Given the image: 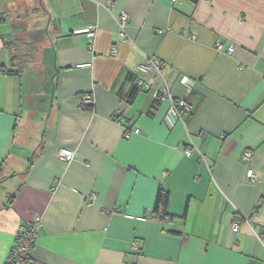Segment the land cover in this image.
<instances>
[{
  "label": "crops",
  "instance_id": "0c3cea01",
  "mask_svg": "<svg viewBox=\"0 0 264 264\" xmlns=\"http://www.w3.org/2000/svg\"><path fill=\"white\" fill-rule=\"evenodd\" d=\"M148 58L190 106L171 127ZM36 217L29 264H264V0H0V264Z\"/></svg>",
  "mask_w": 264,
  "mask_h": 264
},
{
  "label": "built area",
  "instance_id": "2783aa9c",
  "mask_svg": "<svg viewBox=\"0 0 264 264\" xmlns=\"http://www.w3.org/2000/svg\"><path fill=\"white\" fill-rule=\"evenodd\" d=\"M174 2L175 0H171ZM108 3V7H109ZM128 15L124 11H120L116 17V40L111 47L110 55H115L117 52V45L126 39V35L124 32V28L128 23ZM96 26L94 24H87L83 27L75 28L72 30L74 35H84L88 42V47H91V44L94 39ZM163 30H156L155 33L161 35ZM188 39L194 40L195 35L191 34L187 36ZM214 49L218 52L223 50V47L220 43L214 44ZM233 50V46L229 45L225 48V52L230 54ZM156 79H161V85L156 88L153 93V106L157 107L159 104L163 102H167V109L165 111L164 120L168 124V126H173L177 121L182 120V116L190 112V106L187 103L186 99L176 97L173 92L167 87L163 77H162V64L159 60L148 58L146 61L140 63L137 67V75L135 76L134 85L137 90H149ZM178 83L182 85L187 92H190L194 81L186 76H182L179 78ZM77 104L79 107H89L92 108L94 101L91 94L86 93L81 95L77 99ZM123 120H119L118 122L121 124ZM131 133L137 134L139 133L138 128H134ZM130 135V131H126L124 133V138H128ZM191 153V149L187 148L185 150V154L189 155ZM55 157L63 160L70 161L74 157V152L70 149L60 148L55 152ZM252 158V152L245 151L243 153V159L245 161H250ZM245 177L248 178L252 183H257L259 180L255 177L253 173V169L248 168L245 171ZM94 195H90L88 197V202L92 201ZM239 224L237 222H232L230 225V229L233 233L238 231ZM40 229V218L36 217L28 222H23L18 226L17 232L14 237L13 246L10 249L9 253L4 258L3 264H29V254L33 248L34 240L38 235V231ZM132 250L139 249V242L133 241L131 244ZM125 264H131L126 262Z\"/></svg>",
  "mask_w": 264,
  "mask_h": 264
},
{
  "label": "trees",
  "instance_id": "16d2710c",
  "mask_svg": "<svg viewBox=\"0 0 264 264\" xmlns=\"http://www.w3.org/2000/svg\"><path fill=\"white\" fill-rule=\"evenodd\" d=\"M135 87V86H134ZM136 89V87H135ZM134 92V91H133ZM133 93H131L132 96ZM87 109H91L89 107H86ZM167 199V193L161 188H158L156 196H155V202H154V211L158 213L159 208H163ZM162 216V214H160Z\"/></svg>",
  "mask_w": 264,
  "mask_h": 264
}]
</instances>
